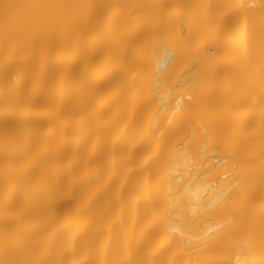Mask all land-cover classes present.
Segmentation results:
<instances>
[{
	"label": "bare ground",
	"instance_id": "obj_1",
	"mask_svg": "<svg viewBox=\"0 0 264 264\" xmlns=\"http://www.w3.org/2000/svg\"><path fill=\"white\" fill-rule=\"evenodd\" d=\"M0 264H264V0H0Z\"/></svg>",
	"mask_w": 264,
	"mask_h": 264
}]
</instances>
